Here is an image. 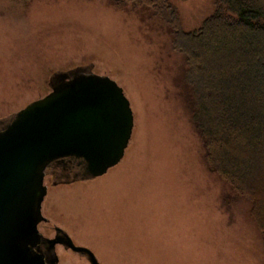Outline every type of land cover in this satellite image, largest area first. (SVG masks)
Instances as JSON below:
<instances>
[{"label": "rangeland", "instance_id": "1", "mask_svg": "<svg viewBox=\"0 0 264 264\" xmlns=\"http://www.w3.org/2000/svg\"><path fill=\"white\" fill-rule=\"evenodd\" d=\"M170 2L182 31L211 12L208 0ZM169 39L168 26L144 7L0 0V119L46 95L53 73L88 65L122 89L132 114L115 166L89 179L44 178L48 220L39 228H64L98 264H264L248 201L201 163L181 99L182 58ZM55 251L58 264H90L64 245Z\"/></svg>", "mask_w": 264, "mask_h": 264}, {"label": "trees", "instance_id": "2", "mask_svg": "<svg viewBox=\"0 0 264 264\" xmlns=\"http://www.w3.org/2000/svg\"><path fill=\"white\" fill-rule=\"evenodd\" d=\"M105 1L117 11L148 8L168 26L201 163L248 201L264 249V0H208L211 12L190 31L170 0Z\"/></svg>", "mask_w": 264, "mask_h": 264}, {"label": "water", "instance_id": "3", "mask_svg": "<svg viewBox=\"0 0 264 264\" xmlns=\"http://www.w3.org/2000/svg\"><path fill=\"white\" fill-rule=\"evenodd\" d=\"M89 67L53 73L46 95L0 119V264H58L55 240L38 228L48 164L73 157L83 163L81 176L92 177L123 155L132 128L128 101L114 81ZM63 243L98 264L67 235Z\"/></svg>", "mask_w": 264, "mask_h": 264}, {"label": "flooded vegetation", "instance_id": "4", "mask_svg": "<svg viewBox=\"0 0 264 264\" xmlns=\"http://www.w3.org/2000/svg\"><path fill=\"white\" fill-rule=\"evenodd\" d=\"M115 165H113V166H115ZM111 167H109V168H111ZM82 169H83V163L79 159H76V158H73V157L60 158L57 161L51 162L50 164L47 165V167L45 168V171H44L43 181H44V178L46 176H49L50 177V180L52 179V182H54V183L56 181H61V182L62 181H74V180L89 179V178L98 176V175H94L92 177H82L81 176V173H83L82 172ZM107 169L108 168H106V170ZM47 220H48V218L45 217V219H42L41 221H39L38 228L40 226V223L45 222ZM49 228L52 229L53 235L45 234L40 228H39V231H40L41 235L45 239H47V238L48 239L53 238L55 240V243H54V246L55 247H56L57 244H61V245H64L65 244L63 242L65 240L66 235L70 238V240L72 241V243L75 244L73 242V240L71 239V237L69 236V234L64 230V228H62V227H60L58 225H55V224H53ZM59 228L62 229L64 232H61V231L57 230ZM45 244H46V248H49V243L46 240H45ZM64 246L66 248L70 249L68 246H66V244ZM83 246L86 247V248H88L85 245H83ZM85 257H86V255H85Z\"/></svg>", "mask_w": 264, "mask_h": 264}]
</instances>
